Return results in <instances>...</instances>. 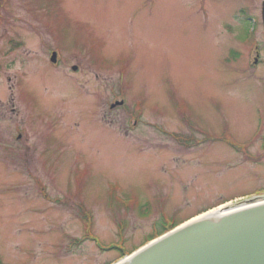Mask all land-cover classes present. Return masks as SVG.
<instances>
[{"label":"rangeland","instance_id":"1","mask_svg":"<svg viewBox=\"0 0 264 264\" xmlns=\"http://www.w3.org/2000/svg\"><path fill=\"white\" fill-rule=\"evenodd\" d=\"M261 1L0 0V264H115L264 186L223 137L264 121Z\"/></svg>","mask_w":264,"mask_h":264},{"label":"water","instance_id":"2","mask_svg":"<svg viewBox=\"0 0 264 264\" xmlns=\"http://www.w3.org/2000/svg\"><path fill=\"white\" fill-rule=\"evenodd\" d=\"M117 264H264V202L197 217Z\"/></svg>","mask_w":264,"mask_h":264},{"label":"flooded vegetation","instance_id":"3","mask_svg":"<svg viewBox=\"0 0 264 264\" xmlns=\"http://www.w3.org/2000/svg\"><path fill=\"white\" fill-rule=\"evenodd\" d=\"M52 66L55 68L54 70H57V68L59 67V61L55 65H52ZM71 69H72V66H71ZM77 69H78V67L76 66L75 70H72V71L75 73V72H77ZM73 84L80 91L82 90V87L79 86L80 84H77V83L76 84L73 83ZM98 91L100 93V90L99 89H98ZM98 95L97 96H94V100L92 101V105H91L92 110L94 111V115L96 116V120H97V116L99 115V103H100L98 101ZM100 105H101V103H100ZM110 106H111V104H109V111L105 114V116H109L111 114V110L110 109H112V108ZM133 112H135L134 109H131L130 114L132 115V118H133L132 124L134 126H137L138 123H142V120L140 119V117L138 115H136L134 117L133 116ZM130 121H131V119H128V124H129ZM126 122H127V120H126ZM145 123L150 124L148 121L145 122ZM127 126H129V125H127ZM129 128L132 129L131 127H129ZM159 128H160V130L162 132L165 133L166 128H165V125L163 123H160L159 124ZM198 132H199V134L201 133L200 130H198ZM254 133H255V131L253 130L248 135L247 138H245L243 140H240L238 138L239 136L238 137L237 136H233L229 131H227V132L224 131L223 132V137H224L225 141L224 140L223 141L226 142V144L228 146L227 148H229V149H231L232 151H235V152H237L239 149H241V150H247L248 148H251L253 144H257L258 147H259V149L263 150L264 147H263V137H262V135L254 136ZM193 135H196V134L193 133ZM20 136L21 135H19V137H17V138L19 139ZM206 137L209 138V139L211 138V140H213L215 142H218V140L221 139L219 136H217V135L215 136V135H213L211 133H208Z\"/></svg>","mask_w":264,"mask_h":264},{"label":"bare ground","instance_id":"4","mask_svg":"<svg viewBox=\"0 0 264 264\" xmlns=\"http://www.w3.org/2000/svg\"><path fill=\"white\" fill-rule=\"evenodd\" d=\"M264 197H259L258 199H252V200H250V202H247V203H245V204H238V205H236V206H233V208H230L229 210H232V209H236V208H240V207H244V206H247V205H251V204H254V203H257V202H259V201H262V199H263Z\"/></svg>","mask_w":264,"mask_h":264}]
</instances>
